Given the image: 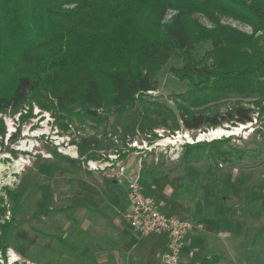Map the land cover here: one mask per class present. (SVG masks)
Listing matches in <instances>:
<instances>
[{"label": "rangeland", "instance_id": "374dc122", "mask_svg": "<svg viewBox=\"0 0 264 264\" xmlns=\"http://www.w3.org/2000/svg\"><path fill=\"white\" fill-rule=\"evenodd\" d=\"M198 18L211 26L203 16ZM219 21L246 33L252 32L249 25L232 17L221 16ZM205 48L207 45L201 44L198 53ZM180 64V59H170L159 71L155 90L144 94L141 101L121 116L110 114L108 121L99 127H92L89 121L78 123L71 117L78 110L76 103L65 113L55 104L39 105L34 100L26 102L18 111L0 112V237L10 228L5 238L8 246L5 251L0 247V264H93L92 258L100 262L101 255L114 247L115 255L117 248L131 254L129 261L123 258V264H164L163 250L157 252L150 242L137 235L122 245L120 232L110 224V217H120L118 212H122L125 203L123 197L111 196L107 171L110 167H104L115 155L130 172L138 171L139 164L143 169L147 167L161 189L171 196L186 194V188L192 193L193 183L210 179L217 189L210 198L228 199V206L238 210L245 233L248 226L261 225L264 221V114L257 113L255 108L251 123H245L236 134L197 139L200 132L238 123L223 121L215 127L207 124L198 129L183 127L176 108L177 95L187 88V83L170 71L171 66ZM252 100L253 97L229 95L194 109L221 115L237 103L252 107L255 103ZM186 133L190 137H184ZM224 137L229 139L227 145L236 149L232 153L233 164L215 162L197 153L192 154L199 159L197 162L182 158L185 145ZM163 139L168 142L159 144ZM70 149L76 152L75 157ZM89 159H95L98 168H92ZM228 173L231 178H225L227 188L222 195L220 179ZM188 174L192 183L187 185ZM208 185L210 195L212 185ZM67 205L74 208L63 210ZM33 213L36 215L32 216ZM247 216L254 219L253 223L246 222ZM11 219L21 225L11 228ZM59 235L71 249L65 250L59 245L56 240ZM248 237L245 234L244 241L249 244ZM260 255L244 254L238 264H263L264 254Z\"/></svg>", "mask_w": 264, "mask_h": 264}, {"label": "trees", "instance_id": "16d2710c", "mask_svg": "<svg viewBox=\"0 0 264 264\" xmlns=\"http://www.w3.org/2000/svg\"><path fill=\"white\" fill-rule=\"evenodd\" d=\"M221 16L252 32L220 23ZM201 44L207 48L198 53ZM172 58L181 64L170 71L187 83L176 107L184 128L245 124L255 108L264 114V0H0V112L34 100L65 113L76 103L71 117L99 127L155 90L159 71ZM229 95L255 103H237L221 115L194 109ZM228 141L187 144L182 158L197 162V153L233 164L236 149ZM12 222L11 228L21 225ZM9 230L0 237L3 251ZM56 240L71 249L62 236ZM216 259L201 257L200 264Z\"/></svg>", "mask_w": 264, "mask_h": 264}, {"label": "crops", "instance_id": "0c3cea01", "mask_svg": "<svg viewBox=\"0 0 264 264\" xmlns=\"http://www.w3.org/2000/svg\"><path fill=\"white\" fill-rule=\"evenodd\" d=\"M89 160L91 166L95 167V159ZM119 161L124 165L123 160L120 159ZM124 167L123 174L119 173L116 165L107 168L111 196L123 197L125 202L122 212H118L120 217H114V219L112 216L110 217V224L120 232L119 235L123 238L122 245H127L128 242L134 239L135 235L141 237L145 242H150L157 252L164 251L167 243V237L164 234L141 235L135 231L133 232L125 219L128 209L127 181L129 174L134 172L144 186L146 193L156 201L162 211L191 222V227L186 234L180 254V264H200L201 257L210 260L212 257H216L217 259L213 264H238L239 258H242L244 254H255L257 257L261 256V253L264 254V249L262 250L264 246V221L261 225L248 226V231L245 233V230L241 229L238 210H232L228 206V199L223 201L222 198L220 200L215 197L210 198L211 195H215L217 190L210 179L207 182L202 178L198 183H193L195 185L192 193L186 188V194H179L180 196L173 194L171 196L168 192L165 193L164 189H161L160 183L149 174L147 167L143 169L142 164H139V170L131 172L126 165ZM224 176L220 179V193L222 195H224L225 188H227L226 179L231 178L229 173ZM188 183H192L189 174L186 179V184L188 185ZM180 184L183 186V181ZM208 184L212 185V194L210 195L207 191L209 189ZM171 186H175L174 183H171ZM250 216L246 217L247 223H253L254 221ZM245 234L249 235V244L244 241ZM114 249L115 247L103 253L100 263L123 264V258H125L124 261H129L131 256L129 251L117 248V254L115 255ZM203 264H211V262L208 260ZM251 264L256 263L252 262Z\"/></svg>", "mask_w": 264, "mask_h": 264}, {"label": "built area", "instance_id": "2783aa9c", "mask_svg": "<svg viewBox=\"0 0 264 264\" xmlns=\"http://www.w3.org/2000/svg\"><path fill=\"white\" fill-rule=\"evenodd\" d=\"M246 29L249 30V27L246 26ZM154 160L157 161V158ZM88 164L91 165L90 160ZM114 165L118 167L120 174L124 173L125 167L116 155L104 167ZM94 168H98L97 165ZM126 189L128 209L125 219L129 227L141 235L164 234L167 243L162 261L164 264H178L191 222L162 211L156 201L146 193L136 173L129 174Z\"/></svg>", "mask_w": 264, "mask_h": 264}, {"label": "bare ground", "instance_id": "6f19581e", "mask_svg": "<svg viewBox=\"0 0 264 264\" xmlns=\"http://www.w3.org/2000/svg\"><path fill=\"white\" fill-rule=\"evenodd\" d=\"M244 125H246V124H244ZM244 125H239L237 128H232L231 130H229V129L226 130L225 128L218 126L216 128H212V130L209 131V134L201 133V132L198 133L197 139H203V138L211 139L213 137L218 138V137L224 136V135L236 134L241 129H243ZM183 136L186 138L190 137V135L188 133H186ZM178 137H180V136H178ZM166 142H168V139H163V140H160L159 144H164ZM69 151H70V154L75 157L76 152L73 149H70ZM92 167H94V166H92Z\"/></svg>", "mask_w": 264, "mask_h": 264}, {"label": "water", "instance_id": "95a60500", "mask_svg": "<svg viewBox=\"0 0 264 264\" xmlns=\"http://www.w3.org/2000/svg\"><path fill=\"white\" fill-rule=\"evenodd\" d=\"M239 125H244V123H238L236 126H223V128H225V129L228 128L231 130L232 128H237V126H239ZM228 129H226V130H228ZM209 131H207V134H209ZM213 138H215V137H213Z\"/></svg>", "mask_w": 264, "mask_h": 264}]
</instances>
